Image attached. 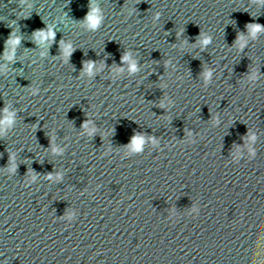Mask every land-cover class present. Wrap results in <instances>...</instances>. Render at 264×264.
Masks as SVG:
<instances>
[{
	"label": "water",
	"instance_id": "water-1",
	"mask_svg": "<svg viewBox=\"0 0 264 264\" xmlns=\"http://www.w3.org/2000/svg\"><path fill=\"white\" fill-rule=\"evenodd\" d=\"M0 69V264H264V0H0Z\"/></svg>",
	"mask_w": 264,
	"mask_h": 264
},
{
	"label": "clouds",
	"instance_id": "clouds-1",
	"mask_svg": "<svg viewBox=\"0 0 264 264\" xmlns=\"http://www.w3.org/2000/svg\"><path fill=\"white\" fill-rule=\"evenodd\" d=\"M87 20L89 22V27L92 29L97 28V26L100 23L101 17L99 14V9L96 7L95 4L92 5V10L90 12V14L87 17ZM259 30V28H255L254 31ZM37 38L40 41H44V40H51L54 36V33L51 29H49L47 32L45 31H40L37 34ZM210 41L208 39H205L203 41L204 44L209 43ZM8 44L11 46V48L14 50L15 46L19 44V39H12L10 41H8ZM72 49L70 47H64V55L65 58H67L68 55H70ZM6 59L11 61L13 59V53L11 51L6 52L5 53ZM123 61L127 62L130 67H129V71L131 73H135L137 71V67L134 61H132L130 59L129 55H124L122 57ZM92 67L93 65L91 63L86 65V70L91 73L92 71ZM2 70V69H0ZM122 71V69H121ZM206 76H210V73H207ZM13 118H14V113H11L8 111L7 107L3 110V118L0 119V134H3L4 129L8 128L12 123H13ZM85 127H88V125L86 124ZM134 147L136 149H139L141 144L143 143V140L140 137H136L134 138ZM59 151V150H57Z\"/></svg>",
	"mask_w": 264,
	"mask_h": 264
}]
</instances>
